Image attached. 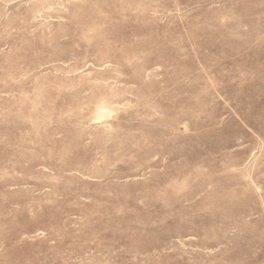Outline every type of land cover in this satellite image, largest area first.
I'll return each instance as SVG.
<instances>
[{
	"label": "rangeland",
	"instance_id": "1",
	"mask_svg": "<svg viewBox=\"0 0 264 264\" xmlns=\"http://www.w3.org/2000/svg\"><path fill=\"white\" fill-rule=\"evenodd\" d=\"M0 264H264V0H0Z\"/></svg>",
	"mask_w": 264,
	"mask_h": 264
}]
</instances>
